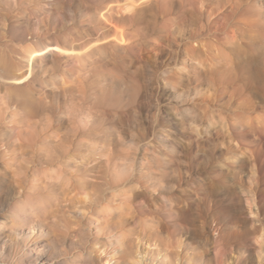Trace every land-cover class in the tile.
Wrapping results in <instances>:
<instances>
[{"label":"rangeland","instance_id":"374dc122","mask_svg":"<svg viewBox=\"0 0 264 264\" xmlns=\"http://www.w3.org/2000/svg\"><path fill=\"white\" fill-rule=\"evenodd\" d=\"M21 1L11 24L25 34L29 26L40 28L48 48L26 68V78L11 76L0 61V96L11 100L9 109L0 100V220L13 221L19 206L32 220L53 209L58 228L49 225L42 239L55 242L56 232L66 236L70 228L66 253L52 258L54 264H124L129 252L122 241L135 233L141 234L138 253L145 264L144 235L157 223L163 238L174 232L179 264L184 249L191 257L195 239L208 242L214 257L212 239L221 228L223 264H255L264 239V215L260 227L255 213L264 211V0ZM8 18L0 24V41L8 35ZM30 37L10 44L28 47L37 40ZM39 97L53 109L37 129L51 119L53 129L74 139L79 130L77 143L57 162L24 163L32 150H20L13 136ZM103 148L115 151L116 162L121 154L130 156L131 183L116 193L103 190L102 181L86 188L85 160H106ZM217 174L226 186L236 185L237 211L214 205L218 199L208 183ZM128 190L133 199L127 203L122 192ZM111 192L118 202L96 198ZM252 194L256 201L249 200ZM110 206H119L113 215L123 213L128 222L111 237L96 234L103 219L92 212L104 215ZM0 264L10 263L1 256Z\"/></svg>","mask_w":264,"mask_h":264},{"label":"bare ground","instance_id":"6f19581e","mask_svg":"<svg viewBox=\"0 0 264 264\" xmlns=\"http://www.w3.org/2000/svg\"><path fill=\"white\" fill-rule=\"evenodd\" d=\"M24 4L25 3L21 0H0V24L5 23L6 21H4V20L9 17L8 18L9 19L8 20L9 32H7L8 35L5 36V34H2L3 37L1 38V41H0V61L3 62L4 64H6L5 68L7 69L8 73L11 76L14 75L15 77H18L17 75H21L24 78H26L27 77V75H26L27 72H25L26 68L29 69L28 66H30L31 63L32 64L35 63V58H37V56H38V58H41L42 54H44L42 52L44 50H46L48 47L46 46V40H45L46 37L44 35H42L40 28L32 29L29 26L27 29L28 30L27 34H25L22 31V28L20 26H18V25L16 26L14 24H11L13 22V19L16 18V16H17V14H14V11L19 9ZM45 21H46L45 18H41L39 20V22L43 25L46 23ZM30 36H32L33 38H37V40L35 42L29 44L28 47H18L19 45L10 44L11 42L13 43L14 40H17L19 42H21V41L26 42ZM50 49H52V48H50ZM48 52H49V50H48ZM45 53H47V51ZM254 59H256V57ZM254 59L252 61H254ZM25 81H27V80H25ZM83 99L87 100L86 93H85V96L83 97ZM0 100L5 101L4 106L7 109H9L11 107V103H10L11 100L8 96H6V95L0 96ZM28 107H29V110L24 113L25 115H24V117H22L23 119L19 122L20 127L17 128V130H18L17 135L13 136V137L17 138V142H18L17 144L19 145L20 150H22V149H25V150L31 149L32 150L30 153L31 158L28 160H24L23 161L24 163H29V161H36V162L40 163V162H45L47 160L57 162V160L64 159L66 155L70 154L71 151H74V149L76 147V143H77V141L75 139L78 138L77 135H78L79 130H75V135H74L75 139H74L67 133H63V132L61 133L59 131V129H53L52 126L54 123L51 119H48V127L41 125L42 130L39 131L37 129V127L44 122L42 120V117L45 114H47L48 112H51L53 108L50 107L49 103L46 102V100L42 97H39L37 102H30L28 104ZM36 118H39V122H37L36 124L35 123L33 124L32 120H34ZM70 121L72 123H75L74 118L70 119ZM47 129H49V130H47ZM104 134L106 136H109L107 131H105ZM105 145H106V143H105ZM106 148H108V147H106ZM101 151L103 152V151H105V149L103 148ZM105 153H107V154H105ZM105 153H103V156H106V160H99L98 161L97 159L94 158L95 161H93V158L92 159L89 158V159L85 160V165L82 164L86 167L85 169H86L87 175L84 178L87 180L86 188H91V189L97 188L98 182L100 181L99 182V184H100L102 181V183L100 185H102L101 187L104 188L103 190H110L112 192H115V191L120 190V188H124V187L128 186L131 183V180L128 178V176L131 172V169H132V164L130 163V161L128 159L130 156L128 157L127 154H121L120 158H119L120 161L116 162L114 160V157H113L115 155V151H112L109 149L108 151L106 150ZM96 155H98V153ZM44 156L46 158H44ZM58 164H59V162H58ZM62 164H65V163H62ZM56 166H57V164H56ZM77 166L78 165H76V167ZM202 167L205 169L206 168L210 169L208 164H204ZM97 170L100 171L98 176L93 177V175H89V174H94V172ZM255 172L257 173L256 170H255ZM259 180H260V178H259ZM235 186L236 185H234V188H235ZM71 187H74V185H72ZM208 188L212 192V196L215 199L216 198L218 199L217 201H214V203H215V204L213 203L214 205L220 204L224 207V209H228L229 212H233V211L238 210L239 205H238V201L236 198L237 196H236V193H234V191H233L235 189L232 187H229V185L226 186L225 180H224L222 174H217L216 179H214V181H211L208 183ZM74 189L76 190V187H74ZM69 190H70V188H69ZM112 192H111V194H112ZM254 192L256 193L258 191H254ZM120 193H118L119 195L117 194L119 196L117 198H120V196L123 194L122 196H124V195L126 196V197L124 196L126 199L125 200L126 202H127V200L129 201V200L133 199V197L131 196L132 192H130L129 190L122 192L121 195H120ZM100 194H101V192L98 195H100ZM111 194L106 195L103 198L101 196L100 197L97 196L96 198H98L99 201H101V202H102V200L104 202L106 201L108 203L113 202V201L118 202V200L115 198L116 195H114V193H113L112 194L113 196H112ZM122 196H121V198H123ZM256 197H254V195L252 194V198L249 200L251 202L256 201L255 200ZM122 200H124V199H122ZM249 200H248V202H250ZM119 203H120L119 205H122V202L119 201ZM129 204H131V203L129 202ZM255 204H256V202H255ZM108 205H110V204H108ZM112 206H110V208L108 210H107L108 206L106 207V209H103L104 212H101V213H104V215L99 214V211H97V212L93 211L92 212L89 210L90 213L92 212L93 216L95 215L94 217H96V218L98 217V218L103 219L101 223L96 225V230L94 231L96 234L101 235L100 233H104V234L109 233L110 235H108V236L111 237L113 234H115L117 232V231L114 232V230H117V227L119 228L123 224L128 222L127 218L122 215L123 213L122 214L119 213V215L121 217L118 214L117 215L121 220L118 219V221L120 220L121 222L120 221L119 222L114 221V222H118V225H117V223H116V225H114L113 224L114 222H112L111 219H114L116 214L113 215L114 210H112V209H115L116 207L112 208ZM123 206H121V207H123ZM252 206H254V205H252ZM20 208H21V206H19V208H16V210L14 211L15 213H13V214L15 215V219H13V221L10 220L12 222H10V221L7 222L8 220L7 221L6 220H0V247H2V250H5V249L7 250L6 253L3 251L4 253H2L1 256L3 258L7 259V261L10 264L11 263L12 264H54L51 261L52 258H55L57 255H63L66 253L65 252V246H66V243L68 240V238L66 236H69L68 232H69L70 228L68 227L69 229L66 228V230H68V231H66V230L64 231V234L67 232L65 234L66 236H62L63 234H60L61 230H60V232H56L57 240L54 239L55 242L53 241L52 243H50L53 240L52 239L48 243V241H46L45 239H42V238H44V234L50 232L51 228L49 227V225L53 224L52 225V228H53L54 224L57 227V223H58V222H54V221H57V219L55 220V218L53 217V220H52V214L51 215L49 214V212L52 211L53 209H51L50 211L47 210L48 213L46 216L40 215L41 217L40 218L38 217L37 220H35L36 218H33V220H32V218H30L31 214L28 213L29 210H27L25 208V210L27 212H24V211H22L23 209L21 208L22 209L21 210ZM117 208H119V206ZM128 208H130V207H128ZM122 209H124V208H122ZM33 210H36V209H32V213H33ZM105 210H106V212H105ZM118 210L120 211V209H118ZM256 211L257 212H255V213L259 219V220L257 219L258 223L260 222V227H262L261 221H262V216L264 215L263 207L259 208V210H256ZM54 212H56V209L54 210ZM238 212L240 213V211H238ZM52 213H53V211H52ZM251 213L254 214V211L252 210ZM48 214L51 217H49ZM203 214H204V212H203ZM236 214H238V213H236ZM205 215H203V216H205ZM86 216H88V215H86ZM238 216H240V215H238ZM33 217H35V216H33ZM56 218H57V215H56ZM6 219H8V218L6 217ZM235 219H238V218H235ZM115 220H117V219H115ZM42 221L45 224L41 223ZM93 221L94 220H92V222ZM96 221H98V220H95V222ZM47 223H48V225H47ZM262 223H264V219H263ZM89 224H92V223L89 222ZM81 230H83V228ZM223 231H225V230H223ZM169 232H170L169 235L166 234L167 235L166 239L163 238L164 231L162 230V228L157 223L156 225H153L150 228V230L147 232L146 235H144V238L147 239L146 243L149 244L148 248L146 247L148 250L144 249L146 251L145 252L146 259L144 260L145 264H146V262H147V264H149V261L151 264H179V262H180L179 261V256H180L179 254L180 253L177 249V246H175L174 243L172 242V240H173L172 238L174 237L173 236L174 232L170 231V230H169ZM262 232H263V230H262ZM26 233H28L27 236H25ZM247 233H248V231H247ZM256 233H259V232L257 231ZM82 234H86V233H82ZM263 234H264V232H263ZM60 235H61V237H60ZM89 235H91V234H89ZM136 235H137V233H135L134 235L132 234V235H130V237H125L124 241H122V242H124V244L126 246H128V252H129V253H127L128 254L127 261L124 264H141L140 260H139V258H140L139 253H138V248H139L138 239L141 238V234L138 233V235L137 236ZM70 236H72V234ZM106 236H102L103 238H101V239H106ZM133 236H136V237H133ZM90 237L87 236V238H90ZM195 237H196V235H195ZM83 238L86 239L85 237H83ZM101 239H99L97 242L99 243V241ZM90 240L95 241L94 238L90 239ZM120 240H123V238H121ZM195 240H196V242L191 246V257L190 258H187L188 249H184L182 251L183 253H186V255H184V257H183V255H181V259H180L181 264H223L222 260L219 258V255L221 254L220 246H222V244L225 243V238H224V235L222 232V228L220 230L219 237L216 239H212L213 245L219 246V247L217 246V248L215 247V249H214V252H215L214 255L217 258L216 261L213 259L215 256L211 257L209 255V253H210L209 248L205 247V245L207 246L208 242L205 243V245L203 246L202 242L197 241V239H195ZM104 241L106 242V240H104ZM104 241L102 240L100 242H104ZM116 241L118 243V240H116ZM56 242H58V244ZM132 242L135 245L134 247L129 246L132 244ZM227 242H228V240H227ZM71 243H73V242H71ZM259 243H260V248H259L260 251L255 254V255H257L256 259H255V264H261L260 260H264L263 259L264 258V239L262 241H260ZM57 245L59 247V250H58ZM222 249H223V247H222ZM147 258L149 261L147 260ZM137 260H139V261H137Z\"/></svg>","mask_w":264,"mask_h":264}]
</instances>
